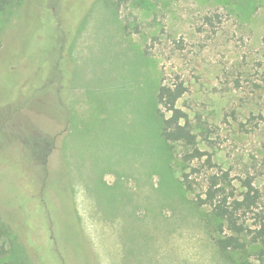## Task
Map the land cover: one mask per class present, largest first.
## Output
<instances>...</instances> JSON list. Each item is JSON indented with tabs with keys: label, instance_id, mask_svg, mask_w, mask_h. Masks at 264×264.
I'll return each mask as SVG.
<instances>
[{
	"label": "rangeland",
	"instance_id": "obj_1",
	"mask_svg": "<svg viewBox=\"0 0 264 264\" xmlns=\"http://www.w3.org/2000/svg\"><path fill=\"white\" fill-rule=\"evenodd\" d=\"M23 2H0V123L14 110V137L26 114L35 126L52 128L60 108L53 92L38 91L48 79L39 73L48 75L57 61L68 69L61 98L68 118L59 156L64 173L49 176L47 195L29 206L44 242L53 247L50 226L64 235L54 242L67 243L77 256L62 257L67 264H229L198 196L204 174L217 170L232 177L237 197L243 181L264 195V0ZM179 82L185 92L176 106L197 148L216 165L208 170L201 168L206 156L185 161L181 145L160 136L157 88ZM6 134L0 130L1 142ZM8 147H0L4 215L10 211L2 202L13 213L40 185L24 167L35 160ZM192 167L202 170L183 181ZM245 225L255 228L249 217ZM0 243V264H33L15 233ZM258 250L250 249L256 264Z\"/></svg>",
	"mask_w": 264,
	"mask_h": 264
},
{
	"label": "trees",
	"instance_id": "obj_2",
	"mask_svg": "<svg viewBox=\"0 0 264 264\" xmlns=\"http://www.w3.org/2000/svg\"><path fill=\"white\" fill-rule=\"evenodd\" d=\"M0 2L5 4L6 0H0ZM71 9L73 12L77 13L72 20H78V6H73ZM64 26V21H60L59 19L58 29L60 32L65 31ZM60 50L61 48L59 51ZM41 56H43V54ZM44 67L45 65L43 62L38 65L40 71L43 72ZM47 68L50 73L47 75L44 72L45 76L39 73V80L45 77L48 79L42 81L39 86L40 88H37L38 91L43 90L46 93L51 91L53 92V95H55L57 98L56 106L57 108H60V113L57 115L59 121L53 117L51 118L52 121H49V123L53 125L52 128H39L27 119L28 114H26L24 123L16 128L20 129L22 132L19 133L20 137L16 135V138L13 135L15 134L13 131H15V124L17 123V118L13 115L14 110L9 112V116H7L4 122L0 123V130L4 128L8 131V135L6 134V140L2 137L4 143L3 141L1 142L0 137V147L7 144L9 145L8 148L15 147L22 154H26L27 157H32L35 161L25 163L24 167L25 169H28V174L30 169L33 170V173L36 174V178L38 177L40 184L38 189L36 187L37 193L35 192L34 195H32L33 192L28 194L29 196L27 197V200L22 201L21 205H17L18 209L13 211V213H11L7 202H2L6 206L7 211H10V215H4L0 210V238L11 232L15 233L23 244L33 264H55L53 261L54 255L57 257L58 264H67L66 260L62 257L72 258L71 256H74L73 258L77 259V256H75L74 253H70L69 250L71 249L67 243L65 245L64 242L57 244L54 242V240L58 241L56 237L61 238V235L59 231H54L52 226H50L51 240L49 238L48 241L53 242V247H51L52 243L47 244L44 242L41 231L39 228L37 229V225L35 224L34 213L31 212V208L29 207L30 203L33 201L41 202L40 198L42 197V193L47 195L45 191L42 190L46 187L48 188L45 184V180L49 176L54 173L56 174V177L59 178L61 177V173H64L63 166H60L62 164L60 158L62 157L63 159L62 139L65 134L63 133V129L68 125V118L67 109H65L61 98L63 97V90L67 84L65 79L67 77L68 69L61 67L58 61L53 67L50 65ZM33 84L39 85L38 83ZM184 92L185 88L182 82L175 83L172 86L163 83L159 84L155 96V112L160 122V136L168 144L181 145L184 152L182 158L185 161H191L193 159L201 160L206 156L201 168H206V170H208L216 165L212 163L209 155L197 148L196 138L189 128L187 116L176 106L178 99L184 94ZM23 112L24 110L21 111L22 114ZM7 124H9V126H6ZM9 132H13L10 134V139ZM33 137L36 138V141H39L40 146L34 144L33 140L35 139ZM59 156L61 157L59 158ZM25 169L24 172H26ZM202 169L199 167H192L189 173H184L182 175L183 181H188L191 174L199 173ZM232 181V177H230L227 171L217 170L215 172L204 174L203 193L198 196V202L201 205L209 207L210 214L205 220V224L211 232L221 234V237H215L214 245L220 256L229 264H256L255 261L251 260V256L253 255H251L252 253L250 252V249L252 248H259V250L255 252L257 255L256 260L258 261V264H264L263 191L254 188L249 182L243 181L242 184L244 191L240 194L241 197H237L235 193L236 188ZM68 200L72 206L70 192ZM41 212L45 215L44 219L47 221L48 215L45 211ZM72 213L74 216L73 225H76L78 230L73 209ZM16 214L19 215V219L23 223L24 229L14 221L17 217ZM249 214L251 215L248 216ZM68 215L72 218L71 213ZM247 216L249 219L253 220V225L255 226L254 229H250L249 226L245 225L246 219L248 218ZM41 218L43 219L42 215ZM66 219H68L67 216H65V222H67ZM63 237L61 238L62 240ZM4 252V246L0 243V258ZM69 253L71 256H69ZM59 259L60 262L58 261Z\"/></svg>",
	"mask_w": 264,
	"mask_h": 264
}]
</instances>
